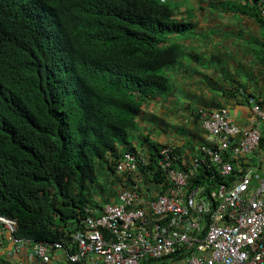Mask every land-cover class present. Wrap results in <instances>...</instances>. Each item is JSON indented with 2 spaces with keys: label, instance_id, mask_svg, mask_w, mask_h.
<instances>
[{
  "label": "trees",
  "instance_id": "1",
  "mask_svg": "<svg viewBox=\"0 0 264 264\" xmlns=\"http://www.w3.org/2000/svg\"><path fill=\"white\" fill-rule=\"evenodd\" d=\"M175 4L0 0V214L16 221V238L70 245L125 177L139 175L118 162L158 146L147 138L151 125L137 120L157 97L175 94L164 71L180 48L168 36L194 27L175 19ZM186 125L179 133L189 144ZM62 256L58 264H70Z\"/></svg>",
  "mask_w": 264,
  "mask_h": 264
},
{
  "label": "built area",
  "instance_id": "2",
  "mask_svg": "<svg viewBox=\"0 0 264 264\" xmlns=\"http://www.w3.org/2000/svg\"><path fill=\"white\" fill-rule=\"evenodd\" d=\"M261 15L264 18V4ZM263 125L259 103L253 105L246 126L224 110L203 115L201 127L208 143L194 147L195 156L188 159L165 148L158 158L177 191L167 190L150 203L134 191H123L120 205L107 203L98 215L82 221L83 228L71 234L70 245L18 239L16 221L0 214V255L7 251L9 258L46 264L54 249L70 264H264V180L252 188L250 170L235 181V168L227 162L228 157L239 165L248 160L259 147ZM129 158L120 165L121 171L133 169ZM178 158L183 171L174 167ZM203 167L209 168L205 175L200 172ZM215 172L221 185L208 191L206 184H214ZM216 202V209L204 215ZM207 217V224L201 222ZM5 241L12 249L2 248Z\"/></svg>",
  "mask_w": 264,
  "mask_h": 264
},
{
  "label": "crops",
  "instance_id": "3",
  "mask_svg": "<svg viewBox=\"0 0 264 264\" xmlns=\"http://www.w3.org/2000/svg\"><path fill=\"white\" fill-rule=\"evenodd\" d=\"M263 1L254 6V0H179L176 18L194 23L188 32L168 36L169 42L180 48V56L170 69L175 71L177 92L185 96L179 101L175 94H164L145 106L137 122L146 128L147 119L157 121L160 132L148 134L153 140L178 145L184 142L187 146L179 133L183 126L179 125L192 126L193 115L202 107L223 108L238 125L249 124L253 105L264 102V18L260 14ZM172 108L178 115L166 123V110ZM163 126H167V133ZM194 130L196 138L202 139L199 127ZM261 133L262 143L248 160L239 165L228 157L227 162L235 168V181L250 169L258 176L255 183L264 180V126ZM62 258V253L57 252L46 264L62 263ZM1 263L40 264L28 262L25 257Z\"/></svg>",
  "mask_w": 264,
  "mask_h": 264
},
{
  "label": "clouds",
  "instance_id": "4",
  "mask_svg": "<svg viewBox=\"0 0 264 264\" xmlns=\"http://www.w3.org/2000/svg\"><path fill=\"white\" fill-rule=\"evenodd\" d=\"M159 1L163 2L165 0H159ZM263 4H264V1H263ZM260 14H261V10H260ZM175 19L177 21H180L176 18V16H175ZM166 70H168V69H166ZM262 107L264 109V105H262ZM218 110H224V109L223 108L209 109V110L205 109V111H203L202 109H199L198 111H196V122L198 124L199 129L202 128L201 127V119H202L203 115L209 116L210 113H212L214 111H218ZM167 111L168 110H166V112ZM224 111L227 113L226 110H224ZM168 113L169 112L166 113V117H168L167 119L169 121L171 120V118L173 119V118L177 117V115H178L177 110H173V114H172L173 116L172 117L169 116ZM184 120H182V121H184ZM164 122H162V123H164ZM163 127H164V132L167 133V131H168L167 126H163ZM262 127H261V131H262ZM152 129L154 130V128H152ZM188 130L191 131V136H193V137H192V141H190V143L187 146H184V142L182 145L173 144V143H159L157 140H153L148 135L147 138H149L153 141H156L158 143L157 144L158 146L155 147V149L151 145L145 144V145H141L140 147H138V150L134 151V153L127 154L130 157L129 159L134 161V163L132 164L133 169H129L128 171H134V170L140 169V173L136 178L125 177V181H123L122 187H119V190L117 191L116 199L112 200L110 203L113 205H120L121 204V201L119 200L120 194L123 191H128V190L136 192L139 195L140 199H142L144 202H148V203L156 202L159 199V197L165 195L164 193L167 190L177 191L174 184L168 179L167 174H165L161 170V168L157 164V162H158V158L161 156V151L165 148H171L173 150V153H175L177 156H186L189 159L190 157L196 155V152L194 151V147L199 146L201 144H207L208 143V138H207L208 134L203 129H200L203 133V138L200 140L197 139L198 136L195 135L196 132L193 130L192 126H189ZM184 140H185V137H184ZM261 142H262V133H261V141L259 143V147L261 145ZM259 147H258V149H259ZM127 155H125V157L123 159H120V161L118 162V168L120 167V165L122 163H124L126 161ZM174 167L180 169L181 171L184 170V168L181 166L179 158H178V161L176 163H174ZM208 169H209L208 167H203L200 170V172L203 175H205V173L207 172ZM142 170H144V171H142ZM251 171H252V176H253L251 185H252V188H256L257 184L254 182V180H255V176H257V175L254 173L253 170H251ZM121 172H125V171H121ZM214 178H215V180L212 181L214 184H211V182H208V184H206L208 191L213 190L214 188L218 189L221 185V182H220L221 179L216 176V172H215ZM196 181L197 180H194L195 184H197V182H199V181H197V182ZM223 184H225V180H223ZM227 188L230 189V187H227ZM217 205H218L217 202L214 203L213 205H210L209 206L210 212L209 213H203V214L209 216L216 209ZM207 208H208V205H205L204 210H206ZM192 217L194 218V217H196V215L194 214ZM201 220H202L201 222H203V223H206V224L208 223V217L203 218ZM14 236H15V233H14ZM3 244L4 245L2 246V248L8 250L9 249L8 243L5 241V242H3ZM10 249H12V247ZM0 252H1V250H0ZM13 259H16V258H9L7 255V251H5V254L0 255V260L10 262ZM18 261H21L20 258ZM0 264H2L1 261H0Z\"/></svg>",
  "mask_w": 264,
  "mask_h": 264
},
{
  "label": "rangeland",
  "instance_id": "5",
  "mask_svg": "<svg viewBox=\"0 0 264 264\" xmlns=\"http://www.w3.org/2000/svg\"><path fill=\"white\" fill-rule=\"evenodd\" d=\"M175 2H176V6H177V8L180 6V2H179V0H174ZM177 2H178V4H177ZM165 72V74H168L170 77H171V79H172V81H173V83L175 82V71H174V69H170V70H165L164 71ZM173 90H174V92H175V97L174 98H179V101H182L183 100V97L185 96L181 91L180 92H177V90H176V86L173 88ZM167 105V104H166ZM176 107H178V104L176 105ZM159 118H161V116H159ZM168 117H166L165 119H164V121L166 122V123H171L168 119H167ZM172 119V118H171ZM147 122H148V124L149 125H151L149 128H148V130L150 131V132H155V133H159L160 132V128H158V124H157V121H154V120H148L147 119ZM152 126H154L155 127V130L154 131H152ZM132 136H135V135H132ZM137 139H139L140 141H141V139L140 138H137ZM135 140H134V138L133 137H131L130 138V142H134Z\"/></svg>",
  "mask_w": 264,
  "mask_h": 264
}]
</instances>
